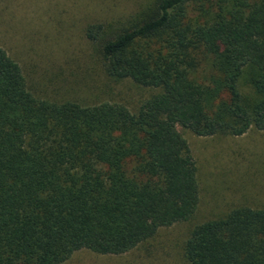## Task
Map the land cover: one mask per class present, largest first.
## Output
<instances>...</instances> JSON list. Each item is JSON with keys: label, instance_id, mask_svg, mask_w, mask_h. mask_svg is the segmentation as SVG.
I'll return each mask as SVG.
<instances>
[{"label": "trees", "instance_id": "trees-1", "mask_svg": "<svg viewBox=\"0 0 264 264\" xmlns=\"http://www.w3.org/2000/svg\"><path fill=\"white\" fill-rule=\"evenodd\" d=\"M79 29L107 76L153 92L133 112L42 97L72 84V70L30 62L40 81L0 46V264L145 247L197 205L176 125L204 137L264 130V0H137ZM243 71L255 100L237 89ZM181 250L186 264H264V206L195 223Z\"/></svg>", "mask_w": 264, "mask_h": 264}, {"label": "rangeland", "instance_id": "rangeland-1", "mask_svg": "<svg viewBox=\"0 0 264 264\" xmlns=\"http://www.w3.org/2000/svg\"><path fill=\"white\" fill-rule=\"evenodd\" d=\"M135 2L115 0L103 9L91 0H0V46L26 72H34L37 80L43 81L29 67L30 62H40L41 66L60 62L66 71L73 72L65 73L66 80L76 76L72 84L43 96L39 89L33 90L36 95L47 94L56 101L73 100L82 105L118 102L133 112L153 89L107 76L100 59L89 57L90 49L79 28L94 16L126 13ZM58 29L61 31L55 36ZM249 81V74L243 71L237 89L242 99L252 101L258 94ZM176 130L186 140L196 169L198 201L189 220L160 228L143 248L119 255L79 249L59 264H186L181 243L195 223L221 217L234 207L264 206V130L250 128L241 135L218 133L207 137L179 125Z\"/></svg>", "mask_w": 264, "mask_h": 264}]
</instances>
